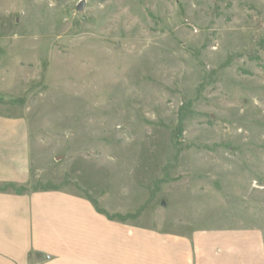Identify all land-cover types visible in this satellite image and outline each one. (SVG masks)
I'll return each instance as SVG.
<instances>
[{
  "label": "rangeland",
  "instance_id": "374dc122",
  "mask_svg": "<svg viewBox=\"0 0 264 264\" xmlns=\"http://www.w3.org/2000/svg\"><path fill=\"white\" fill-rule=\"evenodd\" d=\"M0 118L27 127V191L264 244V0H0Z\"/></svg>",
  "mask_w": 264,
  "mask_h": 264
},
{
  "label": "crops",
  "instance_id": "0c3cea01",
  "mask_svg": "<svg viewBox=\"0 0 264 264\" xmlns=\"http://www.w3.org/2000/svg\"><path fill=\"white\" fill-rule=\"evenodd\" d=\"M20 123L0 118V188L30 184L29 134ZM12 187L0 191V264H264L258 231L156 238L117 226L68 191Z\"/></svg>",
  "mask_w": 264,
  "mask_h": 264
},
{
  "label": "trees",
  "instance_id": "16d2710c",
  "mask_svg": "<svg viewBox=\"0 0 264 264\" xmlns=\"http://www.w3.org/2000/svg\"><path fill=\"white\" fill-rule=\"evenodd\" d=\"M8 188H11V186H4L3 188H0V191L3 192V191H5V190H7ZM14 190H18V191H16V192H21V193L27 191L25 187L15 188ZM92 203H93V202H92ZM95 206H96V205H95ZM95 209H96L97 212H99V213H104V212L99 211L98 208H95ZM126 217H127V216H126ZM126 217H119V220L124 222V221H126V219H127Z\"/></svg>",
  "mask_w": 264,
  "mask_h": 264
},
{
  "label": "water",
  "instance_id": "95a60500",
  "mask_svg": "<svg viewBox=\"0 0 264 264\" xmlns=\"http://www.w3.org/2000/svg\"><path fill=\"white\" fill-rule=\"evenodd\" d=\"M82 7H83V4H81V6H79V8H77L78 11H82ZM162 206H165L164 203L161 204Z\"/></svg>",
  "mask_w": 264,
  "mask_h": 264
}]
</instances>
